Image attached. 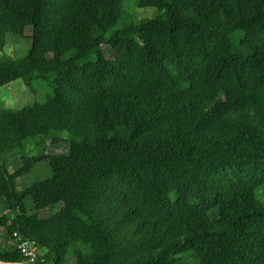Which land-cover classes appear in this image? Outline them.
Returning <instances> with one entry per match:
<instances>
[{
  "label": "trees",
  "instance_id": "obj_1",
  "mask_svg": "<svg viewBox=\"0 0 264 264\" xmlns=\"http://www.w3.org/2000/svg\"><path fill=\"white\" fill-rule=\"evenodd\" d=\"M137 1L160 16L117 29L122 0H0V48L29 51L0 88L52 80L46 104L0 113V264L67 222L87 250L40 241L46 263L264 264V0ZM39 140L18 175L53 176L29 215L4 156Z\"/></svg>",
  "mask_w": 264,
  "mask_h": 264
},
{
  "label": "rangeland",
  "instance_id": "obj_2",
  "mask_svg": "<svg viewBox=\"0 0 264 264\" xmlns=\"http://www.w3.org/2000/svg\"><path fill=\"white\" fill-rule=\"evenodd\" d=\"M160 16V12L155 8H141L137 0H122V16L117 29H123L130 25H139L143 21L155 20ZM138 38V36L136 37ZM210 47L213 51H223L219 44L213 39L210 41ZM26 44L18 43L11 39L9 42L0 48V63L5 60L19 61L26 58L29 54ZM248 70V69H247ZM52 81V80H51ZM50 80H36L32 82L17 81L11 83L5 87L0 88V113L5 111L15 112L26 108H32L36 104H46L48 98L51 95ZM46 142H28L24 148H16L5 155L6 168L8 173L14 178V192L22 197V200L26 203L28 208V214L33 215L29 203L30 199L25 196L27 190L32 184L37 181L49 179L53 176L52 170L47 164L41 165L35 170L32 169L30 173H26L22 176L18 175L22 171L28 161L39 155L40 150L44 147ZM257 197L260 201H263L262 189L257 190ZM9 213L10 220L15 219V215L7 205H2L0 202V214ZM82 227L75 224L70 225L67 223H58L54 225H48L45 227H37L34 229H28L27 233L30 236V240L41 243L39 246L43 249L46 257L49 253V249L44 246L45 244L40 242H52L56 237L60 238V244L63 248H67L69 256L74 254L79 255V251H85L86 245L84 241L73 244L72 246H66V242L75 237L73 234L75 231L83 233ZM62 234L64 236H62ZM38 243V244H39ZM15 244V243H14ZM9 247L10 250H15V246ZM16 245V244H15ZM53 260H47L46 264H53Z\"/></svg>",
  "mask_w": 264,
  "mask_h": 264
},
{
  "label": "built area",
  "instance_id": "obj_3",
  "mask_svg": "<svg viewBox=\"0 0 264 264\" xmlns=\"http://www.w3.org/2000/svg\"><path fill=\"white\" fill-rule=\"evenodd\" d=\"M16 250L20 251L22 257L26 260L24 264H45L46 254L38 244L31 241L18 243Z\"/></svg>",
  "mask_w": 264,
  "mask_h": 264
},
{
  "label": "water",
  "instance_id": "obj_4",
  "mask_svg": "<svg viewBox=\"0 0 264 264\" xmlns=\"http://www.w3.org/2000/svg\"><path fill=\"white\" fill-rule=\"evenodd\" d=\"M2 264H4V263H2ZM22 264H24V263H22Z\"/></svg>",
  "mask_w": 264,
  "mask_h": 264
}]
</instances>
